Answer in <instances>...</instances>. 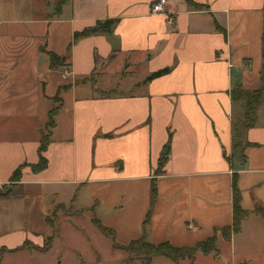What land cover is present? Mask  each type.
<instances>
[{
  "label": "crops",
  "instance_id": "crops-1",
  "mask_svg": "<svg viewBox=\"0 0 264 264\" xmlns=\"http://www.w3.org/2000/svg\"><path fill=\"white\" fill-rule=\"evenodd\" d=\"M157 1L0 0V189L21 168L0 198V252L42 248L59 208L90 213L121 246L192 248L232 227L237 175L250 215L231 241L217 232L216 253L151 264H264V92L251 127L236 93L264 90V0H168L156 14Z\"/></svg>",
  "mask_w": 264,
  "mask_h": 264
},
{
  "label": "trees",
  "instance_id": "trees-1",
  "mask_svg": "<svg viewBox=\"0 0 264 264\" xmlns=\"http://www.w3.org/2000/svg\"><path fill=\"white\" fill-rule=\"evenodd\" d=\"M115 22L114 21H107L104 23H98V26L100 30L104 33H110ZM89 35V31H84L82 33H78L75 35L74 40L78 41L82 38H85ZM263 55H264V37H263ZM50 62H51V68L57 69L62 66V58L59 56L50 53ZM170 69H162L155 73H152L145 82H151L157 78H161L167 74L170 73ZM264 90H258L253 93H247L244 91H237V95L243 98L246 102V123L248 127H251L254 125L256 121V109L262 99ZM236 95V96H237ZM56 114V111H52L49 115V121L47 124V129L51 130L54 128V116ZM50 134L51 131L48 132V134L42 139L41 145L39 148V162L36 165L31 166L32 170L36 173L44 171L48 166V161L46 157L44 156L45 151L47 150V146L50 142ZM237 146V145H236ZM165 164V159L160 161L157 175H160L163 173V167ZM21 180V168L18 169L13 177H12V184L9 186H5L2 189H0V198L8 197L12 194L14 191V187L18 182ZM157 199V186H156V180L154 179L152 181V204L151 207L153 208L155 201ZM241 192L238 188V178L237 175H234L233 177V212H234V222L232 227H227L224 229L217 230L215 235L211 237L209 240L203 243L197 244L195 247L192 248H176L170 245L169 243H163L160 245H153L151 243H148L145 239H139L136 241L131 242L128 246H121L116 244L115 240V232L104 227L97 219L93 218L92 222L93 224L98 228V230L105 235L107 238L111 240L113 243V247L119 250H122L126 252L127 259L126 262L130 264L134 260H141L145 264H151L152 260L154 258H167L171 260L174 263H178L180 260L184 259H190L194 261L196 254L201 252L205 255L216 253L217 250V232H220L223 236V238L230 242L231 238L234 234L238 233L241 229L242 223L248 218L250 215L249 212L242 209L241 206ZM151 212V211H150ZM257 214L262 216L264 218V210L262 208H258L256 211ZM150 214H148L147 220L150 217ZM51 249V242L46 245L45 248L41 249L40 251H48ZM2 250L0 252V261L3 257Z\"/></svg>",
  "mask_w": 264,
  "mask_h": 264
},
{
  "label": "rangeland",
  "instance_id": "rangeland-1",
  "mask_svg": "<svg viewBox=\"0 0 264 264\" xmlns=\"http://www.w3.org/2000/svg\"><path fill=\"white\" fill-rule=\"evenodd\" d=\"M91 220L90 213L59 208L48 216V227L38 231L45 239L42 248L31 255L3 252L0 264H128L126 252L114 248ZM50 242V250L40 251Z\"/></svg>",
  "mask_w": 264,
  "mask_h": 264
},
{
  "label": "built area",
  "instance_id": "built-area-1",
  "mask_svg": "<svg viewBox=\"0 0 264 264\" xmlns=\"http://www.w3.org/2000/svg\"><path fill=\"white\" fill-rule=\"evenodd\" d=\"M168 4V0H158L156 3L152 5L153 13H165V7ZM169 23L173 24V19H169Z\"/></svg>",
  "mask_w": 264,
  "mask_h": 264
}]
</instances>
